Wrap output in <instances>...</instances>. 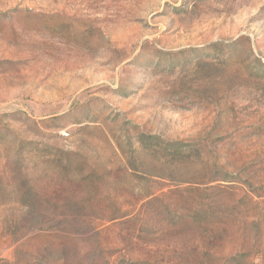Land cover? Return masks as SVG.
<instances>
[{
  "label": "rangeland",
  "instance_id": "374dc122",
  "mask_svg": "<svg viewBox=\"0 0 264 264\" xmlns=\"http://www.w3.org/2000/svg\"><path fill=\"white\" fill-rule=\"evenodd\" d=\"M0 264H264V0H0Z\"/></svg>",
  "mask_w": 264,
  "mask_h": 264
}]
</instances>
